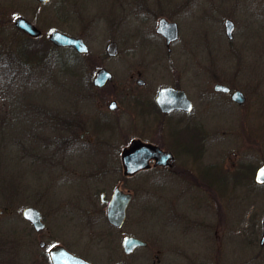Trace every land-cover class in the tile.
<instances>
[{
    "label": "rangeland",
    "instance_id": "374dc122",
    "mask_svg": "<svg viewBox=\"0 0 264 264\" xmlns=\"http://www.w3.org/2000/svg\"><path fill=\"white\" fill-rule=\"evenodd\" d=\"M124 5L128 10L120 20ZM132 13L138 16L136 42L128 44L117 28L124 31ZM16 15L31 20L41 35L20 31L13 24ZM161 15L179 27L171 58L163 64L151 62L159 53L158 42L166 50L155 32ZM0 17V113L6 104L16 112L10 119L0 114V264H50L46 248L38 243L42 237L21 214L27 205L43 210L49 229L96 264H264V244L259 243L264 184L252 178L264 162V0H0ZM9 18L11 27L5 25ZM225 18L235 24L232 41L225 35ZM69 20L76 21V28ZM53 28L80 33L89 51L54 46L47 38ZM111 39L118 42L115 57L105 52ZM133 63L148 69V78L154 70L171 75L158 85L177 77L196 83L186 86L194 104L184 118L194 119L200 111L211 124L205 127L204 169L194 176L199 184L169 172L125 177L116 151L107 157L91 150L104 148L103 143L93 139L95 143L72 146L74 105H83L75 96L85 98L98 66L108 68L117 80ZM223 65L230 66L227 70L235 74L248 101L233 106L221 96L200 108L202 70L217 71ZM76 114L83 122L84 107ZM121 124L128 129L133 121L124 115ZM244 127H251V133ZM121 177L133 197L122 225L112 227L101 210L99 192L108 198ZM71 206L77 207L75 222L54 217L65 218ZM86 209L96 211L87 214ZM125 235L147 245L125 253ZM48 236L47 246L53 242Z\"/></svg>",
    "mask_w": 264,
    "mask_h": 264
},
{
    "label": "flooded vegetation",
    "instance_id": "af4514ba",
    "mask_svg": "<svg viewBox=\"0 0 264 264\" xmlns=\"http://www.w3.org/2000/svg\"><path fill=\"white\" fill-rule=\"evenodd\" d=\"M132 2H134V0H132ZM146 9H149V6L143 7V10ZM125 10H128V7L124 5V7L121 10V17L119 18L120 20L124 18L123 15ZM137 17H138L137 13H132V15L128 17L130 18V20L126 19L127 21H124L125 28L132 29L131 32L130 30L124 29L123 31L122 28L121 29L117 28V30L119 31V35H122L123 33V35L127 38L128 44H134L136 42V35L134 34L133 30L136 27L135 22L137 20ZM64 18L66 19V17ZM70 18L72 19L71 16ZM160 18H165L167 21H172V22L174 21L162 15L157 18L155 32L158 35H160L164 40L166 50L165 51L162 50V47L159 45L158 42L157 50L159 51V53L158 52L154 53L151 62L155 61L156 63L158 62L160 64H163V59L168 60L171 58L170 56L172 50L171 43L179 39V27L176 23L178 30L177 37L175 40L167 43L166 38L162 34L156 31ZM225 19H229V18H225ZM131 20H132V24L130 22ZM224 20H223V24H224ZM230 20L232 21V19ZM60 24L63 25L64 23L60 21ZM76 24H77L76 21L69 20V25L73 29L76 28L75 27ZM1 25H2V19L0 17V26ZM5 25L8 26L10 25L11 27V18L5 21ZM89 25L90 22L86 20V27L89 28ZM233 26L235 27L234 22H233ZM8 29L10 30V28ZM61 31L76 37H80L84 41V38L80 33H72V32L68 33L64 30ZM232 37H233V31H232ZM227 38L232 41V38H229L228 36ZM121 40L122 39H120V41ZM108 41H115L117 43V50L119 52L118 42L114 39ZM85 44L88 47V44L86 42ZM74 50L77 51L76 49ZM88 51H89V47H88ZM117 54L115 56H117ZM115 56H109V57H115ZM133 64H131L130 67L131 70L128 71L123 78H119L117 80H113L112 72L105 66H98L95 69L94 74L90 77L89 87L85 91V98L80 97L79 94H78V98L75 96V98L78 101L79 100L83 101V105L80 107H79L80 102L74 105V107L76 106L75 112L78 113L79 111L82 110V107H84L86 114L88 111L89 114L87 116L85 114L84 121L82 122L80 121L79 118H77L78 115L74 112L75 114H73V119L69 124V128H70L69 140L72 143V146L76 147L77 141H82L83 143H90V142L95 143L92 142L93 139L96 140L98 143H103L104 146H100V147H104V148H99V150L95 148H91V150L95 152H99V151L105 152L107 153V157L115 156V154L118 153L120 156L122 173L125 177L132 176L135 174H142L147 171L155 172L154 174H158V173L162 174L164 172H169L171 175H178L184 177L188 182L191 181L190 184H199V181H197V179L194 178V176L195 174H198L202 169H204L202 157L205 149V140L209 139V135L206 132L205 127L211 126V124H209V122L207 121L206 114L201 113L200 111L198 112L197 117L194 119L184 118V116L193 109V104H194L193 103L194 97L190 95L188 88H186V86L189 83L192 86H195L196 83L194 81L187 79H183L184 81L183 80L181 81L180 78L177 77L173 81H169L165 84L158 85L160 84L159 82L165 81L167 80V78L170 79L171 75L165 73L164 71L160 72V70H154L155 71L153 72L154 74H150L149 75L150 78H148V76H146L147 75L146 71L148 69H144ZM100 67H104L108 71H110L111 78L108 79L102 86H96L93 83V78L95 77L97 69ZM229 67L230 66L228 65L227 66L223 65L217 71L202 70L203 76L201 77V82H202L203 94H202V98H200L199 96L197 97V101L200 105V108L203 107V103L205 102L208 103V101L220 100L221 96H223L226 99V101L233 106L236 105L241 106L246 103V100L248 101V97L246 95V92L244 91V88L239 84H237L238 79L235 76V74L227 70V68ZM161 74H163V77L160 76ZM140 80L141 82H139ZM85 84L87 86V79H85ZM166 87H173L175 89L184 91L186 97L190 102V109H185L184 107L170 109L169 106L172 97H170V95H168L167 93L160 94L161 89ZM236 90L242 92L241 102L234 100L232 97V94ZM112 102L114 104L113 108L110 107V104ZM121 102L124 103V104L122 103V112L118 113L117 116H115L113 112L119 108ZM248 106L249 105H247V108ZM6 107H7L6 111L1 112L0 114L4 115L6 118L9 119L14 118L16 112L12 110L9 104H6ZM124 115H126L129 118V120L133 121L132 126L129 127L128 129L126 127L123 128L121 124ZM244 129L249 134L251 133V127H244ZM19 140L22 141V139ZM133 144L139 145V148L148 147L146 145H150L148 147L149 149H151L150 147H155L157 151L152 149L151 150L154 151V153H157L158 156L151 155L146 160L145 166L137 168V170L134 171L133 173H125V168L122 162V156L125 151L131 149L130 147ZM109 145L111 146L112 150L109 149L110 148ZM114 151H116L117 153H115ZM139 151L140 150H138V152ZM163 153L171 154L170 157H168L166 163H161L160 161H158L164 155ZM161 170H165V171L162 172ZM252 178L254 180V173ZM122 182L123 179L121 177V179H118L114 183L113 189L108 198L105 197V193L103 191L99 192V201L102 205L101 210L105 215V219H106L105 208L107 205V200L111 198L114 189L118 188L122 191L131 192L128 188L125 187V185ZM132 197H133V193L131 192V199ZM27 206H34V205H27ZM96 207H98V205ZM76 208H77L76 206L75 207L71 206L69 210H66L64 214L65 218H63L62 215H58V214L54 215V217L62 219L66 222L69 221L75 222L76 221L75 219L77 218L76 216L77 211H75ZM38 210L40 212V219L43 222V227L41 229L35 230L32 223L29 220L27 219L24 220L27 222L29 228L35 231V234L42 237L38 242L39 246L41 248H46V254L48 252V249L53 245H62L68 251L75 253L73 250H71L70 248L71 246L68 244L67 241L68 239H66L64 235H60V234L58 235L54 232L53 229H52L53 231L49 229L47 225V221H46L47 218L45 213L43 212V210H40L39 208ZM94 211L96 210L86 209L87 214H91ZM48 234L51 235L48 237L52 238L53 242L47 246L45 241L46 238L45 236ZM41 241L43 242V244H41Z\"/></svg>",
    "mask_w": 264,
    "mask_h": 264
},
{
    "label": "water",
    "instance_id": "95a60500",
    "mask_svg": "<svg viewBox=\"0 0 264 264\" xmlns=\"http://www.w3.org/2000/svg\"><path fill=\"white\" fill-rule=\"evenodd\" d=\"M39 2H47L48 0H37ZM14 25L24 31L25 33L31 36H37L40 34V29L37 28L31 21L26 19L23 16H16L13 20ZM224 27L226 35L231 38L233 31V22L230 19L224 20ZM156 31L162 34L166 38V42L169 43L173 41L177 37V25L176 22L167 21L165 18H160ZM48 39L55 45L58 46H71L74 47L78 52H87L88 47L85 42L80 37H76L70 34H66L58 29H53L48 33ZM105 51L109 56H115L118 52L117 43L115 41H108L105 46ZM111 78V73L104 67H100L97 69L95 77L93 78V83L96 86H102L108 79ZM141 82V80L139 81ZM167 93L172 97L170 101L169 108H185L190 109V102L186 97L184 91L175 89L173 87H166L161 89L160 94ZM232 97L234 100L241 102L242 101V92L236 90ZM183 105V106H182ZM110 107L113 108V102L110 104ZM150 146V145H146ZM144 147V146H143ZM139 148V145L133 144L128 151H125L122 156V162L125 168V173H133L139 167H143L146 165V160L151 155L158 156L157 153H154L157 149L155 147ZM138 150H140L138 152ZM144 151V152H143ZM164 155L161 157V163H166L168 157H170V153H163ZM264 163L257 167L254 174V181L257 183H264ZM131 198V193L124 192L118 188L114 189V192L111 198L108 201L106 206V217L109 223L114 226L121 225L126 206ZM22 216L28 219L33 227L36 230H39L43 227V222L40 219V212L34 206H27L22 211ZM262 231L259 238L260 245L264 244V216L262 218ZM41 244L43 242L41 241ZM146 244L145 240L134 236H126L123 239V247L125 252H130L136 246H143ZM48 255L51 261V264H94L78 255L71 254L61 245H54L48 251ZM125 264V263H121Z\"/></svg>",
    "mask_w": 264,
    "mask_h": 264
},
{
    "label": "trees",
    "instance_id": "16d2710c",
    "mask_svg": "<svg viewBox=\"0 0 264 264\" xmlns=\"http://www.w3.org/2000/svg\"><path fill=\"white\" fill-rule=\"evenodd\" d=\"M24 44H25V43H24ZM27 48L31 49L32 46L30 47V46H28V45H24V49H27Z\"/></svg>",
    "mask_w": 264,
    "mask_h": 264
},
{
    "label": "snow or ice",
    "instance_id": "6c2138e0",
    "mask_svg": "<svg viewBox=\"0 0 264 264\" xmlns=\"http://www.w3.org/2000/svg\"><path fill=\"white\" fill-rule=\"evenodd\" d=\"M262 174H264V173H262Z\"/></svg>",
    "mask_w": 264,
    "mask_h": 264
},
{
    "label": "bare ground",
    "instance_id": "6f19581e",
    "mask_svg": "<svg viewBox=\"0 0 264 264\" xmlns=\"http://www.w3.org/2000/svg\"><path fill=\"white\" fill-rule=\"evenodd\" d=\"M41 35V34H40Z\"/></svg>",
    "mask_w": 264,
    "mask_h": 264
}]
</instances>
